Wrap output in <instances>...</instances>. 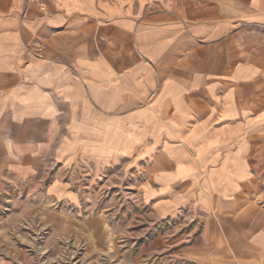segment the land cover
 Segmentation results:
<instances>
[{
  "label": "crops",
  "instance_id": "0c3cea01",
  "mask_svg": "<svg viewBox=\"0 0 264 264\" xmlns=\"http://www.w3.org/2000/svg\"><path fill=\"white\" fill-rule=\"evenodd\" d=\"M113 166L177 256L264 264V0H0V178Z\"/></svg>",
  "mask_w": 264,
  "mask_h": 264
},
{
  "label": "rangeland",
  "instance_id": "374dc122",
  "mask_svg": "<svg viewBox=\"0 0 264 264\" xmlns=\"http://www.w3.org/2000/svg\"><path fill=\"white\" fill-rule=\"evenodd\" d=\"M71 175L74 201L48 194L52 173L0 178V264H195L176 255L189 221L159 219L129 168Z\"/></svg>",
  "mask_w": 264,
  "mask_h": 264
}]
</instances>
